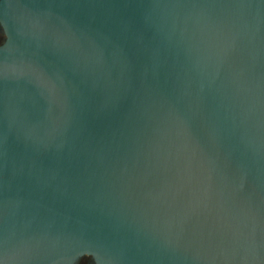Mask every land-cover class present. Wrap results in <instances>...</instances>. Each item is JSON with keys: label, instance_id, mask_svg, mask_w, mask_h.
I'll use <instances>...</instances> for the list:
<instances>
[{"label": "water", "instance_id": "95a60500", "mask_svg": "<svg viewBox=\"0 0 264 264\" xmlns=\"http://www.w3.org/2000/svg\"><path fill=\"white\" fill-rule=\"evenodd\" d=\"M0 22V264H264V0Z\"/></svg>", "mask_w": 264, "mask_h": 264}, {"label": "flooded vegetation", "instance_id": "af4514ba", "mask_svg": "<svg viewBox=\"0 0 264 264\" xmlns=\"http://www.w3.org/2000/svg\"><path fill=\"white\" fill-rule=\"evenodd\" d=\"M1 1V0H0ZM7 38L6 32L0 22V47L5 43ZM74 264H95V261L90 255L81 256Z\"/></svg>", "mask_w": 264, "mask_h": 264}]
</instances>
